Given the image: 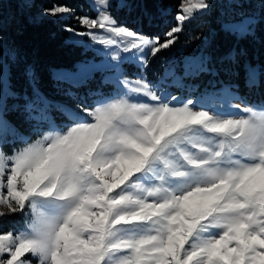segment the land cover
Here are the masks:
<instances>
[{
    "label": "snow or ice",
    "instance_id": "6c2138e0",
    "mask_svg": "<svg viewBox=\"0 0 264 264\" xmlns=\"http://www.w3.org/2000/svg\"><path fill=\"white\" fill-rule=\"evenodd\" d=\"M96 3L105 10L78 17L88 29L78 34L105 47L117 88L94 106L53 102L34 73L30 93L14 91L7 63L14 53H0V143L20 135L6 118L10 111L20 112L36 134L21 136L23 146L11 154L0 149V221L25 218L23 229L0 228V264H264V104L230 106L242 111L236 118L167 91L166 82L189 90L185 80L219 75L205 57L181 65L166 59L156 85L143 75L130 79L123 67L147 69L149 57L173 46L212 0H181L163 39L119 24L112 0ZM44 12L72 10L53 4ZM254 22L223 19L221 27L246 36ZM2 31L0 11V48ZM226 60L238 63L236 54ZM100 70L82 64L57 78L79 87L85 81L78 76ZM257 83V70L247 66V86ZM234 87L224 90L236 97ZM52 109L66 122L52 120Z\"/></svg>",
    "mask_w": 264,
    "mask_h": 264
},
{
    "label": "trees",
    "instance_id": "16d2710c",
    "mask_svg": "<svg viewBox=\"0 0 264 264\" xmlns=\"http://www.w3.org/2000/svg\"><path fill=\"white\" fill-rule=\"evenodd\" d=\"M180 2L114 0L110 11L122 25L163 39V33L176 24L175 16ZM53 4L67 5L72 14L69 17L47 15L44 9L51 8ZM88 6L87 0H27V3L3 0L0 9L3 47L0 53L5 50L14 53V58H7L14 91L30 93V73H34L36 86L48 98L72 105L61 91V81L53 77L52 68L75 67L78 61L92 55L90 49L69 41V31H66L69 27L78 26L77 17ZM247 16L253 17L255 21L251 35L229 33L221 27L223 19L238 21ZM178 36L173 46L150 57V66L155 71L163 67L170 56L182 63L186 56L202 55L209 60L211 67L220 71L217 76L201 75L196 78L201 82V87L212 88L230 83L237 86L235 88L247 99H264V0H212L210 10L186 22ZM231 54L237 55L238 63L235 65H229L226 60ZM249 65L258 69V83L252 88L246 84V67ZM226 67H232L238 74L225 73L223 69ZM7 116L19 129L28 131L30 123L20 112L10 111ZM35 136L34 133L30 134L32 138ZM20 219L22 216L16 215L0 221V228L8 230Z\"/></svg>",
    "mask_w": 264,
    "mask_h": 264
},
{
    "label": "rangeland",
    "instance_id": "374dc122",
    "mask_svg": "<svg viewBox=\"0 0 264 264\" xmlns=\"http://www.w3.org/2000/svg\"><path fill=\"white\" fill-rule=\"evenodd\" d=\"M87 1L89 3L88 8H85V10H82L83 14H80L78 17H81L83 15H89L91 17H96L98 12L105 10L102 6L96 3V0H87ZM113 4H114V0H112V5ZM71 14L59 15V16L69 17ZM117 22L121 24L119 21ZM76 25L78 26L71 27V28L75 29L77 34H73L69 32L67 39L71 42L81 44L84 49H90L92 51V55H90L89 57L83 60L78 61L75 67H54L52 68L53 77L55 79H58L57 78L58 74L63 73V72L76 73L78 70V66L82 64L87 65L89 67H92V66L100 67L102 70L95 71L92 74V78H86L87 71H85L83 75L78 76L77 79H83L85 81L79 87H74L72 83H69L66 80H60L61 81V91H63L65 94L68 91H71L77 95V98L74 99L73 97H70L66 94L67 97L69 98V102H71L72 105L66 102L53 100L50 98L49 99L52 100L53 102H59L61 104H64L67 107L72 108V109H77V105L82 102L85 104V106H94L93 105L94 100L100 99L101 96H110L114 94L117 88V85L115 83V79H116L115 75L111 71H109V68L113 62L108 59L105 47L103 45H99L93 42L90 39V37H88L87 35H84V36L79 35L78 33L87 32L88 29H86L82 24L77 23ZM94 31L101 32V33L104 32V30H101V29H94ZM107 51H111V49H108ZM122 55H126V54L122 53ZM187 57H203V56L202 55H191V56H186V58ZM170 58L173 60L172 56H170ZM175 63L177 65L182 64L177 59L175 60ZM164 64L165 63H163L162 65L163 67H161L159 70L157 69L156 71L154 70L153 66H150V65L147 69H141L138 64L136 66H133L132 64H124L123 67L126 70V74L129 76L130 79L135 80L136 78L143 75L147 78V80L151 84L156 85L164 75V72H165ZM253 68L257 70V74H258L257 67H253ZM177 71H179V67L177 68ZM184 83L186 86H188L189 90L170 86L167 82L165 83L164 87L173 96L183 97V98L190 97L194 102L197 101L198 98H200V103H202L207 109L211 110L213 108H218L221 111L232 113L236 118H239V116L243 115V113L242 111L234 107H230V106L240 105L242 109L245 106L264 104V99L263 100H258L256 98L254 100L247 99V97H245V95H243L235 87L232 89V91L236 93V97H233L230 93L224 90V85L230 84V83L222 84L219 87H212V88L201 87V82L195 79L185 80ZM193 85H195L194 88L191 87ZM80 98H83V100H81ZM55 113H57L58 117L55 115ZM50 115H51L52 120H54L57 124H63L66 122L65 118L61 115V113L56 111L55 109L51 110ZM6 118L10 121L8 116ZM12 124L14 125V123ZM14 126L18 129V132L20 135L15 136V137L10 135L7 138L6 143H0V149H2L8 154H11L14 148H19L23 146V141L20 139L21 136L25 138H29L30 134H33V133L35 134L32 123H30L28 131H23L19 129L16 125ZM30 138L34 140L36 136L34 138L32 137ZM24 225H25V218L22 217V219L16 222L15 225H11L10 228L20 230L24 228Z\"/></svg>",
    "mask_w": 264,
    "mask_h": 264
}]
</instances>
